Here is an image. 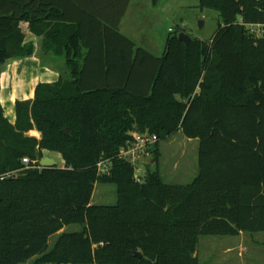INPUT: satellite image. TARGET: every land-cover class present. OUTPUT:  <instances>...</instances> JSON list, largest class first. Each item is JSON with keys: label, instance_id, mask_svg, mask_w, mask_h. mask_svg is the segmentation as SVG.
Listing matches in <instances>:
<instances>
[{"label": "trees", "instance_id": "16d2710c", "mask_svg": "<svg viewBox=\"0 0 264 264\" xmlns=\"http://www.w3.org/2000/svg\"><path fill=\"white\" fill-rule=\"evenodd\" d=\"M130 2L0 0V96L7 61L35 51L28 32L64 64L16 101L15 123L0 98V264H200L201 235L264 231V34L249 27L264 0H200L222 19L215 35L179 30L161 56L121 33ZM179 130L199 139V174L173 184L148 166L137 180L120 155L132 132ZM44 151L63 167H42ZM98 182L115 204L92 203Z\"/></svg>", "mask_w": 264, "mask_h": 264}, {"label": "rangeland", "instance_id": "374dc122", "mask_svg": "<svg viewBox=\"0 0 264 264\" xmlns=\"http://www.w3.org/2000/svg\"><path fill=\"white\" fill-rule=\"evenodd\" d=\"M143 1V0H142ZM154 1V0H148ZM163 17L151 20L142 19L143 31L154 37L160 50L156 53L161 56L165 42L170 34L184 30L191 37L209 41L218 30L222 19L218 11L201 9L200 0H158ZM172 13V14H171ZM171 14V15H170ZM203 22V26H201ZM169 28H172L170 31ZM182 32V31H181ZM180 33V32H179ZM179 35V34H178ZM163 45V46H162ZM45 59L54 62L58 58L46 56ZM148 133V132H144ZM30 135L40 137L41 133L33 129ZM158 143L159 157L154 158V148ZM63 167L64 160L61 154L44 151ZM128 160L136 164L142 174L148 166L159 169L167 183L187 184L199 174V139L189 138L181 130L162 137L155 143L140 148L136 154L129 155ZM117 200L116 186L113 183L98 182L95 186L92 203L95 205H112ZM82 227L78 224L65 226L64 231H77ZM59 233L51 236L49 247L55 243ZM241 234V233H240ZM201 235L198 245L200 264H264V231L243 232L241 235ZM35 258L24 264H32ZM23 264V263H22ZM50 264V263H44Z\"/></svg>", "mask_w": 264, "mask_h": 264}, {"label": "crops", "instance_id": "0c3cea01", "mask_svg": "<svg viewBox=\"0 0 264 264\" xmlns=\"http://www.w3.org/2000/svg\"><path fill=\"white\" fill-rule=\"evenodd\" d=\"M162 15L159 1L131 0L121 20L120 31L138 46L157 55L159 53L156 52L160 50V45L157 44L149 32L143 31L141 21L142 19L151 20L152 17L159 19L163 17ZM26 25L25 28L28 27ZM169 30L171 31L172 28H169ZM27 39L34 40V53L30 56L8 60L1 73L0 98L5 115L11 123L16 121V101L34 98L35 88L40 82L51 83L59 80L61 68L64 66L62 60L52 62L45 59L46 56L41 48L42 41L40 37L28 32ZM162 50L165 51V45Z\"/></svg>", "mask_w": 264, "mask_h": 264}, {"label": "built area", "instance_id": "2783aa9c", "mask_svg": "<svg viewBox=\"0 0 264 264\" xmlns=\"http://www.w3.org/2000/svg\"><path fill=\"white\" fill-rule=\"evenodd\" d=\"M251 32L255 33L256 35L260 36L264 34V25H254V24H250L249 25ZM132 136L134 138V141L132 143H130L128 146L124 147L121 149V157L128 159L129 155H133L136 154V151L140 148H143L145 146H147L150 143H155L156 141H158V136L155 134H149V133H141L138 131H134L132 132ZM23 162L28 164L30 162L28 157H24L23 158ZM98 168L101 172L107 171L108 170V166H107V162L106 161H101L98 163ZM140 168H136V171H140ZM140 174L136 173V178L137 180H140Z\"/></svg>", "mask_w": 264, "mask_h": 264}, {"label": "water", "instance_id": "95a60500", "mask_svg": "<svg viewBox=\"0 0 264 264\" xmlns=\"http://www.w3.org/2000/svg\"><path fill=\"white\" fill-rule=\"evenodd\" d=\"M201 26H203V22H201ZM178 37L181 40L185 41V42H188L189 40H191V36L188 33L184 32V31L180 32ZM64 131L67 132L66 130H64ZM40 165L42 167H55L57 165V162L53 158H51L49 156H44L40 160ZM135 255L137 257H141V253L140 252H135Z\"/></svg>", "mask_w": 264, "mask_h": 264}]
</instances>
